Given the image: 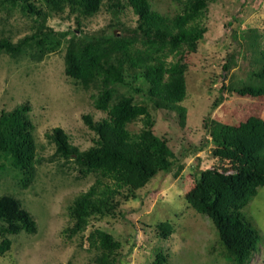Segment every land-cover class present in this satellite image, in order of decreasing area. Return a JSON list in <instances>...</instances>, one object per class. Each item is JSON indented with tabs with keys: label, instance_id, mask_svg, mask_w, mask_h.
<instances>
[{
	"label": "trees",
	"instance_id": "trees-1",
	"mask_svg": "<svg viewBox=\"0 0 264 264\" xmlns=\"http://www.w3.org/2000/svg\"><path fill=\"white\" fill-rule=\"evenodd\" d=\"M174 1L176 11L165 13L155 7L156 0H0V54L9 61L23 56L41 61L62 52L64 75L102 112L98 119L91 113L81 115L93 132L88 147L72 143L70 134L58 126L45 133L55 156L71 162L80 176H95L67 206L72 226L65 231L70 234L83 232L96 215L113 214L120 200L135 198L138 189L157 174L172 172L180 161L167 140L154 132L149 109L175 113L184 124L186 78L175 59L196 51L207 31L202 17L215 0ZM101 13L108 16L107 22L86 31L85 21ZM10 18L26 23L14 26ZM51 18L60 22L47 24ZM63 23L65 28H59ZM27 24L26 32H13V27L20 31ZM261 43L263 64L250 75L249 83L232 88L241 96L264 97V34ZM223 98L221 92L211 109ZM30 108L25 100L0 111V172H12L22 190L31 184L38 162ZM138 120L140 128L130 129ZM202 129L204 137L193 151L208 146L219 163L199 170L185 196L216 227L219 239L232 251L233 264H248L264 240L246 210L258 188L264 187V112L238 124L211 119L207 113ZM18 193L0 191V256L10 251L14 236L37 231ZM156 230L168 239L173 225L161 221ZM86 239L96 254L94 264L116 263L121 245L109 231L96 228ZM169 261L166 251L159 249L148 264Z\"/></svg>",
	"mask_w": 264,
	"mask_h": 264
},
{
	"label": "rangeland",
	"instance_id": "rangeland-1",
	"mask_svg": "<svg viewBox=\"0 0 264 264\" xmlns=\"http://www.w3.org/2000/svg\"><path fill=\"white\" fill-rule=\"evenodd\" d=\"M175 6L174 0L155 3L165 13H174ZM107 20L105 13L94 15L85 21L84 28L98 29ZM10 21L14 26L26 23L24 19ZM59 22L47 20L52 26ZM202 23L207 31L196 51L184 52L175 59L186 78L187 92L181 103L187 109L184 124H179L175 113L149 109L155 120L154 132L167 140L180 159L177 167L157 174L136 191L135 198L120 200L113 214L90 218L81 233L65 231L72 226L67 206L76 194L89 187L95 176H80L71 162L55 156L54 145L45 133L58 126L70 134L72 143L88 147L93 132L84 125L81 115L91 113L98 119L102 112L93 107L87 93L64 75L62 52L49 54L41 61L28 56L9 61L0 54V111L10 110L25 100L30 102L28 116L35 125L38 159L31 184L23 190L12 172H0V191H19L18 196L37 225L33 234L21 232L13 237V245L0 256V264H94L96 254L86 237L96 228L109 231L120 241L115 264H148L159 249L168 254L169 264H233L232 251L221 242L216 227L190 206L185 193L194 187L199 170L219 163L208 146L193 151L204 137L202 117L210 113L211 119L238 124L249 115L264 112V97L241 96L232 91L249 83L250 75L263 64L260 51L264 0H215ZM64 24L58 27L64 29ZM29 26L20 31L13 27V32L22 34ZM221 92L222 102L211 109ZM140 126L138 120L129 128L138 130ZM246 210L264 237V187L258 188ZM166 220L172 223L173 232L163 239L158 236L156 225ZM248 264H264V240Z\"/></svg>",
	"mask_w": 264,
	"mask_h": 264
}]
</instances>
